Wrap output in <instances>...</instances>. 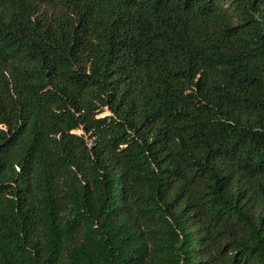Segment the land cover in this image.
Listing matches in <instances>:
<instances>
[{
    "label": "trees",
    "instance_id": "16d2710c",
    "mask_svg": "<svg viewBox=\"0 0 264 264\" xmlns=\"http://www.w3.org/2000/svg\"><path fill=\"white\" fill-rule=\"evenodd\" d=\"M0 264H264V0H0Z\"/></svg>",
    "mask_w": 264,
    "mask_h": 264
},
{
    "label": "rangeland",
    "instance_id": "374dc122",
    "mask_svg": "<svg viewBox=\"0 0 264 264\" xmlns=\"http://www.w3.org/2000/svg\"><path fill=\"white\" fill-rule=\"evenodd\" d=\"M104 114H105V115H107V114H109V112H108V111H106Z\"/></svg>",
    "mask_w": 264,
    "mask_h": 264
}]
</instances>
